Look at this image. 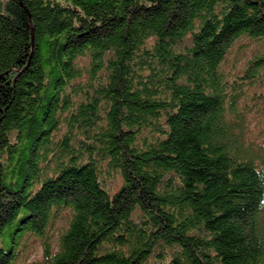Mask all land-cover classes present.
<instances>
[{
	"label": "trees",
	"instance_id": "trees-1",
	"mask_svg": "<svg viewBox=\"0 0 264 264\" xmlns=\"http://www.w3.org/2000/svg\"><path fill=\"white\" fill-rule=\"evenodd\" d=\"M261 87L264 0H0V264H264Z\"/></svg>",
	"mask_w": 264,
	"mask_h": 264
},
{
	"label": "rangeland",
	"instance_id": "rangeland-1",
	"mask_svg": "<svg viewBox=\"0 0 264 264\" xmlns=\"http://www.w3.org/2000/svg\"><path fill=\"white\" fill-rule=\"evenodd\" d=\"M260 48H263V44L258 41L242 39L238 42L232 53L228 56L226 68H228V70H230V72L234 75L242 72L249 59H251ZM259 90L262 92V99L260 101V105L258 106L260 110L264 109V87L259 88ZM251 120V132L249 134L250 137H258L259 140H263L264 130H260V127L262 126L264 116L261 118L260 112H257L256 116H254L253 113L251 115ZM120 180V177H118L113 183L119 184ZM67 216L68 213L63 212L62 216L58 218L55 225L51 229L50 241L53 246V250L58 249L59 234L65 225V222L67 221ZM30 242L31 243H29L27 249L24 251V254L19 258L16 264H44V245L42 239L32 237Z\"/></svg>",
	"mask_w": 264,
	"mask_h": 264
}]
</instances>
